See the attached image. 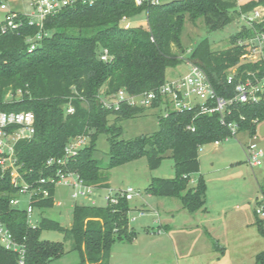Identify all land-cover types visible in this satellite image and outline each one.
<instances>
[{
  "label": "trees",
  "instance_id": "obj_1",
  "mask_svg": "<svg viewBox=\"0 0 264 264\" xmlns=\"http://www.w3.org/2000/svg\"><path fill=\"white\" fill-rule=\"evenodd\" d=\"M1 4V3H0ZM264 0H250L236 9V0H172L156 5H136L134 0H93L78 2L48 16L35 39L38 27L29 25L26 16L18 12L20 25L1 31L0 21V106L6 111H32L35 132L30 139L15 145V155L24 179L33 183L55 173L57 165H46L49 158L63 156L65 144L77 135L89 142L67 163V170L76 173L84 185L97 189L108 188L107 170L116 165L145 156L148 167L154 169L168 154L174 162L171 178H152L146 192L157 196H180L183 207L194 213L203 207L205 185L199 177L189 187L191 177L199 173V149L215 141H222L229 132L220 123V115L199 114L196 109L169 111L158 116V129L148 135L129 140L118 138V122L140 115L144 109L121 105L116 110L105 109L98 96L111 95L124 89L129 94L156 90L166 80L169 67L179 64L173 48H181L180 36L187 18L194 23L202 17L206 28L213 31L231 23L233 13H249ZM144 14L146 27L125 28L122 18L132 22ZM262 30L264 24L254 23L246 28ZM244 29V30H246ZM244 31L236 33L234 45L213 51L207 38L191 49L190 59L207 74L216 93L224 98L233 95V86L226 77L232 68L236 76L247 72L264 74L260 61L245 62L241 56L246 45ZM250 33V36H253ZM242 37V38H241ZM241 41V42H242ZM31 43L34 47L30 49ZM106 50L109 61L101 60ZM20 93L9 101L4 91ZM157 101L153 103V107ZM73 108L72 113L67 109ZM112 117L110 122L109 118ZM264 119V101L256 104L234 103L226 122H236L238 132L248 138L255 135L256 124ZM98 133L108 134L109 161L102 168L92 157ZM48 196L32 200L35 208L52 207L55 185H45ZM264 200V180L259 186ZM17 196L8 174L0 170V214L16 241L25 249L23 264H48L64 252L62 242L41 239L43 230H56L72 242L80 254V264H109L111 246L115 241H131L136 233L129 226L130 207L124 198L103 206L78 205L72 210L69 227L56 220L41 217L31 227L24 208L12 206L9 200ZM258 226L261 227L255 211ZM264 235V230L261 229ZM257 263L264 264V251L257 255ZM0 264H19L17 254L0 246Z\"/></svg>",
  "mask_w": 264,
  "mask_h": 264
},
{
  "label": "rangeland",
  "instance_id": "obj_2",
  "mask_svg": "<svg viewBox=\"0 0 264 264\" xmlns=\"http://www.w3.org/2000/svg\"><path fill=\"white\" fill-rule=\"evenodd\" d=\"M169 1L172 0H160ZM248 1L236 0L237 12L239 6ZM0 3L16 12H31L24 0H0ZM3 16L4 11L0 9V21ZM231 17V23L213 31L206 28L202 17L194 23L186 18L180 36L181 48H173L180 62L166 70L165 78L176 79L187 72L185 61L190 60L194 44L203 38L208 39L213 51H218L234 45V36L242 30L246 36L241 41L249 46L253 28L251 32L246 28L252 26L239 13H233ZM137 25L146 27L144 14L134 19L130 26ZM13 97L18 99L20 93L12 94L10 89L4 91V100L9 101ZM163 113L159 109L146 108L138 116L120 120L117 124L121 127L118 138L129 140L155 132L158 116ZM109 119L111 122L112 117ZM255 135L256 143L264 153V119L256 124ZM247 141L246 133L240 132L218 145L209 143L201 146L199 173L191 177L188 186L196 185L201 177L205 185V201L203 207L194 213L188 212L182 205L180 196L184 191L169 197L146 192L152 178H171L175 175L174 162L167 154L154 169L148 167L145 156L114 166L106 171L109 187L92 190L85 196L73 198L75 189L72 186L57 184L52 207L35 208L31 220L36 225L41 217H45L69 227L75 204L103 206L107 196L131 187L138 195L128 200L130 211L134 213V210L142 209L145 214L129 221V226L136 233L133 240L112 244L109 264H258L257 255L264 251V235L261 232V229L264 230V218H261V227L258 226L253 211L260 195L259 186L264 180V155L260 166L249 165L244 150ZM109 147L108 134L98 133L92 157L100 161L102 168L109 161ZM24 200L19 208L25 207ZM40 237L62 242L64 246L63 254L48 264H80L79 252L72 248L71 240L64 239L62 232L43 230Z\"/></svg>",
  "mask_w": 264,
  "mask_h": 264
},
{
  "label": "built area",
  "instance_id": "obj_3",
  "mask_svg": "<svg viewBox=\"0 0 264 264\" xmlns=\"http://www.w3.org/2000/svg\"><path fill=\"white\" fill-rule=\"evenodd\" d=\"M27 1L31 8L30 13H23L26 16L29 25L38 27L39 32L35 39L41 38V30L45 19L59 12L61 9L75 5L78 2L92 3L93 0H24ZM136 5L144 3L156 5L160 0H134ZM0 9L4 11L1 31L8 28H16L20 25L15 19L18 12L13 11L6 4L1 3ZM243 19L249 25L254 23L264 24V7L256 6L249 13L242 14ZM122 24L125 28L131 25L125 17L122 18ZM239 44H243L239 41ZM245 52L241 59L245 62L260 61L264 65V31H254L253 36L249 38V46L247 43ZM34 47L31 43L30 49ZM101 60L109 61L106 50L100 56ZM188 68L187 72L176 79L165 80L158 89L145 91L140 94H129L124 89H120L115 94L104 95L100 93L98 99L101 105L107 110H116L121 105H128L138 108H155L163 111L162 116H166L169 111L183 112L196 109L199 114L220 115V123L225 125L229 134L224 137V141L234 138L238 132V124L236 122H226L225 115L230 114V106L234 103L240 104H256L264 101V74L257 76L251 72H247L245 77L236 76V69L232 68L226 77L228 84L233 86V95L224 98L218 95L209 81L205 71L194 61L187 60L185 64ZM157 101L155 107L153 103ZM68 113L73 112V108L67 109ZM35 132V115L32 111H6L0 106V170L1 173L8 174L10 183L17 190V196L9 200L12 206H19L25 201L26 221L29 226L34 227L32 222V214L35 207L32 200L44 199L48 196V189L44 187L47 184H65L72 186L75 191L73 198L85 196L97 188L84 185L79 176L68 171L66 166L68 161L73 158L78 151L86 145L87 138L83 135H77L71 138L64 146L63 156L59 158H49L46 165H57L55 173L45 178H40L33 183L27 182L20 172V163H18L15 155V145L20 140L30 139ZM256 135L248 138L244 144L246 162L252 167L260 166L264 155L262 148L256 143ZM221 141H215L219 144ZM138 193L131 187L115 192L106 197V203H116L117 199H132ZM23 197V198H22ZM94 205V203H92ZM254 211L260 218H264V200L259 195ZM142 209L129 211L128 220L134 221L138 217L144 216ZM0 246L4 249L13 251L17 254L19 264L24 263L25 249L19 244L7 225L1 220L0 214Z\"/></svg>",
  "mask_w": 264,
  "mask_h": 264
},
{
  "label": "crops",
  "instance_id": "obj_4",
  "mask_svg": "<svg viewBox=\"0 0 264 264\" xmlns=\"http://www.w3.org/2000/svg\"><path fill=\"white\" fill-rule=\"evenodd\" d=\"M244 144H245V143H244ZM217 145H218V144H217ZM261 164H262V163H261ZM57 205H58V206H60V204H59V203H57Z\"/></svg>",
  "mask_w": 264,
  "mask_h": 264
}]
</instances>
